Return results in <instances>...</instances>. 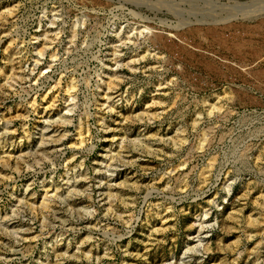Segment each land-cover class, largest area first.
<instances>
[{"label":"rangeland","instance_id":"1","mask_svg":"<svg viewBox=\"0 0 264 264\" xmlns=\"http://www.w3.org/2000/svg\"><path fill=\"white\" fill-rule=\"evenodd\" d=\"M261 52L264 0H0V264H264Z\"/></svg>","mask_w":264,"mask_h":264},{"label":"bare ground","instance_id":"2","mask_svg":"<svg viewBox=\"0 0 264 264\" xmlns=\"http://www.w3.org/2000/svg\"><path fill=\"white\" fill-rule=\"evenodd\" d=\"M244 13V12H243ZM242 16V15H241ZM212 20H214V19H212ZM223 21V20H222ZM213 22V21H212ZM214 22H216V21H214ZM213 22V23H214ZM261 22V21H260ZM220 23V22H219ZM187 24V23H186ZM216 24V23H215ZM234 25V24H233ZM234 27V26H233ZM222 36V35H221ZM242 47V46H241ZM252 47V46H251ZM244 48V47H243ZM249 49V48H248ZM235 50V49H234ZM243 50V49H242ZM248 51V50H247ZM235 52V51H234ZM236 52H238V51H236ZM240 52V51H239ZM238 52V53H239ZM252 53V52H251ZM261 53H264V52H261ZM254 54V53H253ZM258 54H259V52H258ZM258 54H256L257 55V57H258ZM243 55H245V54H243ZM256 55H254V56H256ZM259 56H260V54H259ZM240 58V57H239ZM244 58V57H243ZM238 59V58H237ZM255 59H256V57H255ZM257 60V59H256ZM260 60V59H259ZM262 60V59H261ZM219 61V60H218ZM234 61V60H233ZM236 61V60H235ZM243 61V60H242ZM247 61V60H246ZM252 61H253V59H252ZM255 61V60H254ZM258 61V60H257ZM241 63V62H240ZM249 63V62H248ZM234 64V63H233ZM263 64V63H262ZM249 65V64H248ZM238 66V65H237ZM225 67V66H224ZM242 67V66H241ZM244 67H246V65L244 66ZM261 67V66H260ZM230 67L228 66V69H229ZM233 70H234V68H232ZM240 69V68H239ZM250 70V69H249ZM239 71V70H238ZM244 71V70H243ZM229 72H231V71H229ZM247 72V71H246ZM264 72V71H263ZM225 73V72H224ZM242 73V72H241ZM222 74V73H221ZM228 74V73H227ZM234 74V73H233ZM224 75V74H223ZM230 75V74H229ZM258 75V74H257ZM264 75V74H263ZM246 76V75H245ZM261 76V75H260ZM220 78V77H219ZM256 78V77H255ZM224 79V78H223ZM220 80V79H219ZM244 80V79H243ZM229 81H230V79H229ZM232 81V80H231ZM231 83V82H230ZM226 95V94H225ZM215 106H217V107H219V103H216L215 104Z\"/></svg>","mask_w":264,"mask_h":264}]
</instances>
